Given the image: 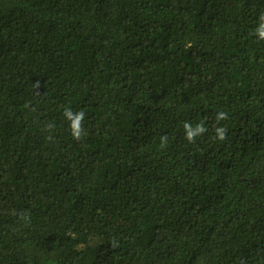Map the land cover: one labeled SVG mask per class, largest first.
Returning a JSON list of instances; mask_svg holds the SVG:
<instances>
[{
	"label": "trees",
	"instance_id": "obj_1",
	"mask_svg": "<svg viewBox=\"0 0 264 264\" xmlns=\"http://www.w3.org/2000/svg\"><path fill=\"white\" fill-rule=\"evenodd\" d=\"M262 14L0 0V264H264Z\"/></svg>",
	"mask_w": 264,
	"mask_h": 264
},
{
	"label": "clouds",
	"instance_id": "obj_2",
	"mask_svg": "<svg viewBox=\"0 0 264 264\" xmlns=\"http://www.w3.org/2000/svg\"><path fill=\"white\" fill-rule=\"evenodd\" d=\"M258 39V41H264V14L260 16V23L258 27L255 29L254 33ZM35 87H39L38 84H35ZM63 116L65 120L68 122V128L70 134L74 140L79 141L82 137V134L85 132L83 122L85 120V112L83 110L79 112H74L70 107H65L63 111ZM228 119L227 112L220 111L216 115V122L219 125L220 121H224ZM49 128H52L53 125H48ZM183 130L185 133V139L189 143L195 142L198 136H202L207 132V128L205 127L204 122H200L193 126L190 122H184ZM227 128L223 126H216L214 128L215 136L214 139L219 141H224L227 135ZM167 137H161V147L166 146ZM115 247V245H113Z\"/></svg>",
	"mask_w": 264,
	"mask_h": 264
}]
</instances>
